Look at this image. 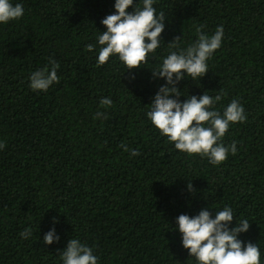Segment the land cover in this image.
Segmentation results:
<instances>
[{"label":"trees","instance_id":"1","mask_svg":"<svg viewBox=\"0 0 264 264\" xmlns=\"http://www.w3.org/2000/svg\"><path fill=\"white\" fill-rule=\"evenodd\" d=\"M12 2L25 11L0 24V264H61L70 238L93 247L99 264H195L175 219L201 208L214 216L225 204L250 220L239 239L259 243L264 264V0H158L165 43L130 71L115 57L97 66L86 51L114 0ZM197 24L209 34L222 25L224 39L203 77L179 83L181 94L219 93L221 111L236 98L247 115L223 138L236 141V155L218 165L175 149L146 116L164 83L151 67L174 37L192 43ZM50 58L59 82L31 90L28 76ZM101 97L112 107L102 109ZM97 111L107 119H93ZM53 226L60 241L45 245ZM26 228L29 239L19 235Z\"/></svg>","mask_w":264,"mask_h":264},{"label":"clouds","instance_id":"2","mask_svg":"<svg viewBox=\"0 0 264 264\" xmlns=\"http://www.w3.org/2000/svg\"><path fill=\"white\" fill-rule=\"evenodd\" d=\"M157 3L158 0H114L115 11L100 22L106 30H99L95 34V42L86 45V51L96 53L97 66L104 65L110 57L117 58L128 71L147 66L148 58L161 47L162 42L165 43L161 34L166 28V13L157 10ZM24 11L21 3L0 0V24L22 18ZM193 27L197 38L192 43L182 46L181 37H174L166 43L168 54L151 67L152 77L164 83L148 104L146 116L161 136L174 143L175 149L188 155L206 157L210 164L218 165L229 155H236V141L226 145L223 138L231 125L245 122L247 115L236 98L221 111L216 108L222 99L219 93L181 94L179 83L185 77H191L193 81L203 77L209 71L208 61L221 48L224 39L222 25H218L211 34L203 30L204 25ZM58 69L59 64L50 58L48 65L30 73L29 88L47 92L59 82ZM181 96L187 98L182 101ZM99 104L102 109H107L112 107L113 101L111 97H101ZM93 119L103 122L107 115L105 111H97ZM5 146V142L0 140V150ZM121 148L130 156L139 155L138 150H130L125 144H121ZM188 189L192 190L189 183ZM214 209V216L209 208H201L195 215L180 214L175 219L174 230L181 234L182 246L188 250L195 264H262L259 243L239 239L241 233L248 232L250 220L238 219L227 204ZM234 218L235 225L232 226ZM52 223L55 225L58 221L53 218ZM19 235L29 239L31 228H26ZM59 241L60 236L54 226L43 235L45 245ZM58 251L61 264H99L94 248L78 238H70L66 247Z\"/></svg>","mask_w":264,"mask_h":264}]
</instances>
